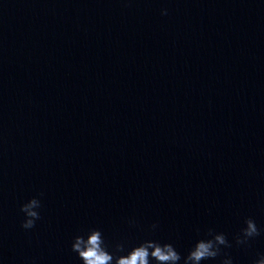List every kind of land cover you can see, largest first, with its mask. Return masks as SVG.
<instances>
[{
	"label": "water",
	"instance_id": "obj_1",
	"mask_svg": "<svg viewBox=\"0 0 264 264\" xmlns=\"http://www.w3.org/2000/svg\"><path fill=\"white\" fill-rule=\"evenodd\" d=\"M246 217L264 227V0H0V264H81L79 232L130 245L154 221L252 264Z\"/></svg>",
	"mask_w": 264,
	"mask_h": 264
},
{
	"label": "clouds",
	"instance_id": "obj_2",
	"mask_svg": "<svg viewBox=\"0 0 264 264\" xmlns=\"http://www.w3.org/2000/svg\"><path fill=\"white\" fill-rule=\"evenodd\" d=\"M162 14H166V10H162ZM42 196L43 193L31 196L20 204L19 212L23 214L21 228L32 229L41 219ZM128 224L136 226L137 222L133 217L128 219ZM158 227L159 222L154 221L147 228L149 235L130 245L123 239L110 243L101 228L90 227L72 237L71 251L81 264H234L226 251L233 244L223 231L210 227L201 234L197 228L196 238L182 255L172 242L150 238ZM262 233L264 227L258 226L253 218L246 217L233 239L237 246H246ZM252 264H264V253H258Z\"/></svg>",
	"mask_w": 264,
	"mask_h": 264
}]
</instances>
